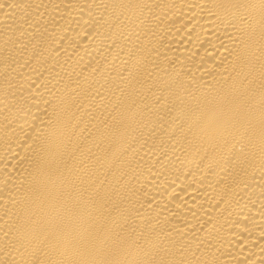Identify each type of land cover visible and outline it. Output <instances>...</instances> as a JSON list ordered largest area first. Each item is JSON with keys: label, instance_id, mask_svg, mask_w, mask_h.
<instances>
[{"label": "bare ground", "instance_id": "obj_1", "mask_svg": "<svg viewBox=\"0 0 264 264\" xmlns=\"http://www.w3.org/2000/svg\"><path fill=\"white\" fill-rule=\"evenodd\" d=\"M0 264H264V0H0Z\"/></svg>", "mask_w": 264, "mask_h": 264}]
</instances>
